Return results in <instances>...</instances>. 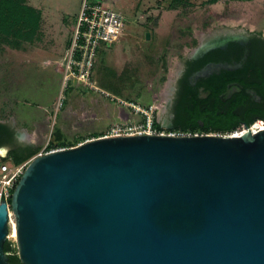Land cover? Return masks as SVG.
Masks as SVG:
<instances>
[{"label": "water", "instance_id": "1", "mask_svg": "<svg viewBox=\"0 0 264 264\" xmlns=\"http://www.w3.org/2000/svg\"><path fill=\"white\" fill-rule=\"evenodd\" d=\"M242 128L99 137L34 156L9 203L20 263L264 264V128ZM9 229L2 202L0 264Z\"/></svg>", "mask_w": 264, "mask_h": 264}, {"label": "rangeland", "instance_id": "2", "mask_svg": "<svg viewBox=\"0 0 264 264\" xmlns=\"http://www.w3.org/2000/svg\"><path fill=\"white\" fill-rule=\"evenodd\" d=\"M84 1L27 0V5L43 11L44 25L39 29L38 39L33 43H23L19 48L2 45L1 123H11L16 131L23 128L18 119V106L36 108L35 105L41 103L44 96L52 94L53 83L58 88L52 111L47 116L49 123L39 122L38 129L35 127L37 135L34 144L31 143L33 133L28 131L24 136L19 133L17 140L8 144L9 147L31 146L37 149V156L47 152L56 124L62 126L66 140L71 142L77 138L70 127L72 120L74 123L78 121L79 124H84L80 125L82 129L91 130L94 127L99 130L105 126L107 119L95 116L91 107H79L74 111L75 116L64 111L65 89L73 82L64 83L65 51ZM86 1L100 2L122 13L126 19L122 40L115 45L113 43L100 56L91 78V89L96 91L99 84L105 86L115 94L122 107L133 112L134 108L151 107L154 118L162 124L166 119L165 104L171 83L178 69L183 66L184 59L191 57L202 45L224 37L247 38L254 34L264 36V0H217L215 3H210V0H183V4H175L177 7L171 6L172 0ZM70 29V34L66 36ZM50 42L55 47L58 45V55H48L51 50ZM61 43H64V50L59 53ZM97 80L100 81L99 84L95 83ZM44 93L46 95L43 96ZM37 115L39 121L46 120L44 115ZM136 116L140 123L142 117L137 113ZM257 123L260 121L251 126ZM2 155L6 157L8 153ZM7 241L17 255L15 240L8 235Z\"/></svg>", "mask_w": 264, "mask_h": 264}, {"label": "trees", "instance_id": "3", "mask_svg": "<svg viewBox=\"0 0 264 264\" xmlns=\"http://www.w3.org/2000/svg\"><path fill=\"white\" fill-rule=\"evenodd\" d=\"M217 0H210L215 3ZM174 4V5H173ZM183 4V0H172L171 6L177 7ZM41 22V12L27 5V0H0V52L2 45H10L19 48L23 43H33L38 39ZM231 51L241 52L243 46L230 42ZM250 51L249 60L242 65V69L237 71H224L222 73L228 78V82H236L242 87V91L235 93L226 101H222L221 96L225 93L226 85H207L210 91V99L214 104L200 102L193 96L194 105L179 108L177 118L170 129L163 128L161 124L154 121L153 128L156 131L178 132L189 134H230L243 125L250 127L256 121L264 122V41L250 39L248 43ZM230 51V52H231ZM227 51H214L210 55L200 60L199 66L209 61L230 62ZM217 55H223L221 58ZM238 59H236L237 61ZM247 70H253L260 75L261 85H250L241 81V74ZM240 72V73H238ZM238 73V74H237ZM262 75V76H261ZM252 88L261 98L259 103L251 100L245 93V89ZM0 124V131L6 135V145L16 141L13 130ZM0 142V147H4ZM77 143H68L63 140L59 132L54 131L51 141L47 146V151L60 148L76 146ZM9 146V145H8ZM37 154V149L31 146H16L8 152L6 157L0 158V165L9 163L19 166L30 161ZM13 193V190L11 191ZM11 198L8 200L10 203ZM3 251L8 256L9 264H21L11 243L6 241Z\"/></svg>", "mask_w": 264, "mask_h": 264}, {"label": "built area", "instance_id": "4", "mask_svg": "<svg viewBox=\"0 0 264 264\" xmlns=\"http://www.w3.org/2000/svg\"><path fill=\"white\" fill-rule=\"evenodd\" d=\"M126 19L116 10L110 9L100 2L82 3L76 18L72 32V38L65 51L64 58V83L76 81L92 88L91 78L97 58V53L104 47H109L117 42L124 34ZM67 89V87H66ZM65 89V90H66ZM135 113L140 114V123H132L125 126H114L102 137H119L135 135H182L189 133L156 131L153 123L156 121L153 109L134 108ZM252 127V126H251ZM244 129H238L230 134H240ZM197 134V133H195ZM88 141V140H87ZM53 149L50 151H54ZM49 152V151H47ZM45 152V153H47ZM44 154V153H40ZM29 161L19 166L9 163L0 165V204H7L8 217L11 191L22 176Z\"/></svg>", "mask_w": 264, "mask_h": 264}, {"label": "flooded vegetation", "instance_id": "5", "mask_svg": "<svg viewBox=\"0 0 264 264\" xmlns=\"http://www.w3.org/2000/svg\"><path fill=\"white\" fill-rule=\"evenodd\" d=\"M252 38L258 41H264V36L261 34H254L247 38L224 37L221 40L202 45L191 57L184 59L183 66L178 69L170 86V93L165 104L166 119L163 121L164 124L160 123L158 120L156 121L159 122L163 128L170 129L173 127V123L177 118L179 108L183 106L194 105V95L200 102L207 101L206 103L214 104V100L210 99V91L206 88L207 85L210 84L213 86H219L225 84L226 90L230 86L239 85L238 83L231 81L227 83L228 78L222 73H224V71H241L242 65L245 64L250 58L248 43ZM230 42L236 43L238 46H243L241 52L231 51L229 46ZM214 51L229 52L227 55L230 59V62L209 61L205 62L201 66L198 65L200 60L205 58L207 55H210ZM222 56L223 55H217L216 57L221 58ZM236 59L238 60L236 61ZM224 66H229L230 68L227 69ZM240 79L241 81L250 85L256 84L259 86L262 83L260 75L253 72V70H247L242 73ZM246 90H253L256 93V91L252 88L245 89V93H247ZM241 91L242 89L235 93H239ZM248 95L252 101L257 102L250 94ZM0 142L2 145L5 144L4 147L7 148L8 152L15 148L6 145V135L4 134L3 130L0 131Z\"/></svg>", "mask_w": 264, "mask_h": 264}, {"label": "crops", "instance_id": "6", "mask_svg": "<svg viewBox=\"0 0 264 264\" xmlns=\"http://www.w3.org/2000/svg\"><path fill=\"white\" fill-rule=\"evenodd\" d=\"M38 10L41 12L40 28H42V26L44 25L43 24L44 15H43L42 10H40V9H38ZM70 31H71V29L69 30V32L67 33L66 36H68L70 34ZM123 35L121 36L120 40L117 41L116 43H114L113 45L119 43L122 40V38L124 37ZM51 43L52 42L49 43L51 46V48H50L51 50H50V53L48 54L50 57L52 56L51 54L58 55L56 53V51H58V48H57L58 45H56V47H55ZM111 46L104 47V48L100 49L99 52L97 53V58H96L95 66H94V70H93V76H94V73L96 71V66H97V63H98L100 56L104 52H106L108 49H110ZM60 50L61 51L64 50V43H61V47L59 48V53H60ZM57 58H59V56H57ZM95 83L99 84L100 81L97 80V82H95ZM53 85H54V88L52 90V94L49 95V97H47V96H44V95H46V93H44L43 94L44 99H42L41 103L35 105L36 108H31V107H28L25 105L18 106V113H19L18 119H19V121L23 127L21 129H19L18 132L20 133L21 136H24L27 134L28 131L29 132L32 131V133H33L32 135L34 136L32 138V141H31L32 144H34V142H35L34 140H36V135H37L36 133L37 132L35 130V127H37V129H38L37 124L39 122L49 123L47 116H48V113H51V111H52L54 101H55V97L57 94V89H58L57 86L55 85V83H53ZM42 87H43V85H42ZM108 93H110L111 95H109ZM65 94H66V99H65L64 111L66 110L67 114H71L72 116H75L76 113L74 111H76L79 107L86 106V107H91V109H93L95 111V112L93 111V114L95 116H102V117H105L107 119L106 122H104L105 126H103L99 130L95 129L94 127L91 130H90V128L82 129V128H80V125H84V124H79L78 121L76 123H74V121L72 120L70 127L72 130H74V131H72L74 137H77L72 142L66 140L64 133L62 131V126L59 124H56L55 128L52 131V134L54 133V131L59 132L60 135L63 137V140H65L68 143L80 144V143H83L89 139L91 140L94 138L102 137L103 135H105L108 132V130L111 126L114 127V126L119 125L121 123H129V124L138 123L137 121H139L135 112L130 111V109H128L126 107H122V105H120V103H118V101L116 100V98L114 96L115 94H113L112 92H110L109 89H107L105 86H101L100 84L97 87V90L93 91L91 88H88V87L82 85L81 83L73 81L69 85V87H67V89L65 90ZM37 113H40L41 116L44 115L46 120H40L39 121V119H38L39 116L37 115ZM75 129H78V130H75ZM52 134H51V137H52Z\"/></svg>", "mask_w": 264, "mask_h": 264}, {"label": "bare ground", "instance_id": "7", "mask_svg": "<svg viewBox=\"0 0 264 264\" xmlns=\"http://www.w3.org/2000/svg\"><path fill=\"white\" fill-rule=\"evenodd\" d=\"M264 128L263 123H257L252 127V130H257ZM1 153V152H0ZM10 219H9V237L13 238L14 240L16 239V224L13 218V213L9 211Z\"/></svg>", "mask_w": 264, "mask_h": 264}]
</instances>
